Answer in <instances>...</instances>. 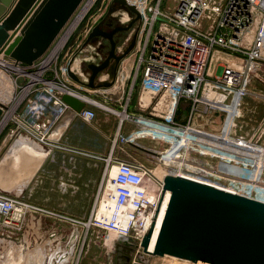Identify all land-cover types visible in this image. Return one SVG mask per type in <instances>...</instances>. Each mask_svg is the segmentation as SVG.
Segmentation results:
<instances>
[{
	"label": "built area",
	"instance_id": "obj_1",
	"mask_svg": "<svg viewBox=\"0 0 264 264\" xmlns=\"http://www.w3.org/2000/svg\"><path fill=\"white\" fill-rule=\"evenodd\" d=\"M127 1L140 11L142 8L141 12L145 17L136 44L140 51L138 66H143L142 88L155 94L170 93L178 99H188L192 103L190 119L184 125L176 124L171 116L166 123L144 118H131V121L150 135L155 133L170 135L174 140L173 148L175 150L184 148V155L191 153L214 155L218 152L232 155L243 152L242 147L232 149L231 144H226L225 137L233 131L234 122L241 115L243 100L252 95V85L258 79L260 68L264 65V0H171L169 5L171 12L166 9L164 0H154L155 4L153 0ZM143 15L141 14V17ZM128 16L130 15L127 14L126 17ZM204 16L210 19L208 28L203 23ZM90 28L86 31L83 41ZM62 36L35 64L38 65L37 71L48 61ZM131 39L132 37L127 39L126 46ZM79 47L73 52V56ZM214 53L230 54L239 61L228 63L217 60L219 71L209 75ZM53 61L51 60L46 68ZM69 62L60 68L62 78L69 77L68 70L66 71ZM37 71H30V74H36ZM44 71L40 78L56 84L57 89H49L46 83L41 81L32 83V77L27 75L30 80L26 86L32 84L29 91L22 96L14 115L22 118L26 124H35L41 116H45L50 119L46 121L49 129V126H52L68 109L59 95L75 94L70 86L64 83L67 82L66 79L64 82L59 80L57 71L55 79H46ZM38 83H43L47 87V95L30 98ZM203 91L206 93L215 91L218 98L209 99ZM22 102L24 104L27 102L25 110L18 114L16 110ZM199 104L205 106V115L223 114V125L217 133L223 141L219 144H214L215 132L196 127L194 124L193 116L198 111ZM78 116L90 121L95 118V112L84 108ZM47 125L41 128L38 124L36 126L38 130L39 128L43 130L35 135L38 144H45L48 141ZM182 165L185 169L181 170H185L189 175H178L237 194L233 186L225 188L210 183L211 174L196 168L195 160L187 159ZM148 175L149 171L143 164L110 156L106 160L104 179L96 195L89 224H86L87 228L89 225L96 226L122 240H132L141 248V242L151 228L163 192L162 181L161 184L158 183V192L151 189L146 183ZM211 180L214 181L212 178ZM17 204L14 199L0 194V215L16 209Z\"/></svg>",
	"mask_w": 264,
	"mask_h": 264
},
{
	"label": "rangeland",
	"instance_id": "obj_2",
	"mask_svg": "<svg viewBox=\"0 0 264 264\" xmlns=\"http://www.w3.org/2000/svg\"><path fill=\"white\" fill-rule=\"evenodd\" d=\"M87 1L82 4L79 11ZM111 1L95 0L93 2L77 27L67 36L64 46L57 55L58 58L45 69L46 79H55V71H57L60 81L64 82L66 79L67 82H64L66 85L67 83L75 84L71 78L68 80L69 77L62 78L60 73V68L72 60L69 62L71 67L68 70L75 73L83 81L82 83H88L90 71L87 70V64L101 62L109 52L110 44L106 39L99 37L93 43L83 46L81 43L86 31L101 15L107 18L103 24L106 28L114 26L125 28L134 19L132 13H128L117 3L110 4ZM155 2L153 0V4ZM164 4L171 12L172 9L169 6L171 0H164ZM127 14L130 16L126 17ZM143 20H145L144 15L142 24L137 22V26L123 32L125 34L119 33L117 41L121 43L126 38L132 37L131 34L135 33V29H138L139 34L143 28ZM203 23L208 28L210 19L204 16ZM77 47L79 49L73 56ZM121 51L120 45L117 44L116 52ZM218 55V57L212 55V62L217 63L216 60H220L221 57L235 58L226 53H218ZM37 69L38 65L30 71L35 72ZM7 71L8 74L3 72L4 74L2 73L0 77V95L3 94L0 96V101L10 106L14 102H20V94L26 89L30 78L11 69ZM95 83L98 84L97 79ZM83 88L88 90L84 86ZM252 89V95L243 100L241 115L236 118L233 131L225 137L226 144H231L232 149L242 147L243 152L232 155L220 152L214 155L199 153L184 155V148L177 150L173 148L174 140L170 135L155 133L152 134L155 147L153 151L160 156L139 151L138 154H131L133 159L143 164L153 176L154 174L189 175L183 170L185 167L180 164H184L187 159L195 160L196 168L211 174L210 183L225 186V188L233 186L238 195L264 203V65L261 66L258 79L254 81ZM47 92V87L43 83H38L30 98L36 95L45 96ZM26 103L20 104L16 110L18 114L25 110ZM245 118H249L253 128L250 137L242 138L239 133H234V130L237 127L236 124ZM49 120L41 116L35 124H26L22 118L14 115L0 133V175L3 173L2 176L10 178V180L0 179V194L18 203L16 209L8 214L0 215V264H184L173 260L171 256L157 257L145 254L136 243L126 244L124 240L96 226L89 225L87 228L86 224H89L96 197L93 202H77L81 187L76 188L77 181L73 183L69 177L66 181L64 170L56 172L53 168L50 171V168L45 166L43 171L41 169H37L35 173L31 171L29 155H32L33 151L38 152L52 146L50 132L54 123L48 129L46 121ZM37 124L40 128L47 125V135L49 134L46 135L47 143L39 144L40 146L37 144L38 138L35 135L43 130L40 128L38 130ZM218 132L220 130L215 131L214 144L223 141ZM20 153H25L23 159L26 160L17 165L16 155L20 158ZM179 165L183 168L182 170ZM151 175L146 177V183L158 192V183ZM72 192H78L79 195L74 196Z\"/></svg>",
	"mask_w": 264,
	"mask_h": 264
},
{
	"label": "water",
	"instance_id": "obj_3",
	"mask_svg": "<svg viewBox=\"0 0 264 264\" xmlns=\"http://www.w3.org/2000/svg\"><path fill=\"white\" fill-rule=\"evenodd\" d=\"M85 1L0 0V61L11 64L9 69L12 71L18 72V68L20 72L31 73L30 69L62 36ZM114 3L132 13L134 19L125 28L106 31L102 24L107 18L101 15L82 45L93 43L100 37L109 42V52L101 62L87 64L90 71L88 83H82L68 70L71 80L88 90L112 87L118 78L120 63L132 53L138 42V29H135L128 45L116 52L115 35L129 31L137 22L141 23L142 17L127 0H112L110 4ZM112 61L111 80L96 85L98 74L108 69ZM59 97L75 115L87 105L86 101L69 93H62ZM8 111L9 106L0 101V125ZM133 146L160 156L153 150ZM162 186L151 228L141 242L145 254L171 256L193 263L264 264L263 202L180 175H165ZM124 241L133 244L132 240Z\"/></svg>",
	"mask_w": 264,
	"mask_h": 264
},
{
	"label": "crops",
	"instance_id": "obj_4",
	"mask_svg": "<svg viewBox=\"0 0 264 264\" xmlns=\"http://www.w3.org/2000/svg\"><path fill=\"white\" fill-rule=\"evenodd\" d=\"M127 39L121 43L117 42L122 50L126 46ZM214 56L218 57L219 55L215 53ZM139 57V48L135 47L132 53L120 63L118 78L114 85L108 89L89 91L68 83L75 96L87 102L85 108L95 112V118L85 121L69 108L66 109L53 124L50 132L52 146L48 149L38 150V152L33 151L32 155H29V164L31 163V171L34 173L37 169L43 171L47 166L50 171L53 168L56 172L64 170L66 181L68 177L72 179L73 183L77 181L75 187H81L77 202H93L104 179L106 160L110 156L114 159L137 162L131 154H138L142 150L133 144L146 149H155L152 135L138 127L131 121V118H144L166 123L171 116L176 124L181 125L186 124L190 119L192 111L190 100L178 99L170 93L155 94L142 88L143 66H138ZM220 61L230 63L239 60L221 57ZM69 65L71 67V63ZM113 65L114 61L111 62L108 69L98 74L96 78L98 84L110 81ZM218 71L217 63L212 62L211 58L209 75ZM203 94L209 99L218 98L215 91L207 93L203 91ZM87 98L92 100L91 103ZM197 109L198 111L193 116L196 127L213 132L221 130L223 114L205 115L203 104H199ZM236 126L234 133H239L242 138L243 136L250 137L253 125L249 118L239 121ZM24 155L25 153H22V159L20 156L15 160L17 165H20L21 161L25 162ZM2 174L0 175L1 180H10L9 177L5 178L6 176H2ZM71 194L79 195L78 192Z\"/></svg>",
	"mask_w": 264,
	"mask_h": 264
},
{
	"label": "bare ground",
	"instance_id": "obj_5",
	"mask_svg": "<svg viewBox=\"0 0 264 264\" xmlns=\"http://www.w3.org/2000/svg\"><path fill=\"white\" fill-rule=\"evenodd\" d=\"M95 0H88L85 5L83 6V8L78 12L75 20L71 23V25L69 26V28L67 29L66 31V35L64 34L61 38V40L59 41L58 45L55 47V49L53 50L52 54L50 55L48 61L46 63H44L41 68L37 71L36 74H30V73H24V72H20V70L17 68L19 74H22V75H29L32 77V83H34L35 81H41V82H44L46 83L47 87L49 89H57V86L56 84L52 83L51 81H46V80H42L40 78V74L44 71V69L47 67V64L51 62V60H55L56 59V56L59 52V50L61 49V47L64 45V41L66 40L67 36L70 34V32L75 29L77 27V25L79 24V22L81 21V19L85 16V14L87 13V11L89 10L90 6L93 4ZM104 29V28H103ZM1 65H0V77L1 75H3L4 73L8 74V71L7 69H9L11 66V64L9 63H5V61L1 60L0 61ZM70 67L69 63L67 64L66 66V71L68 70V68ZM2 70V71H1ZM4 72V73H3ZM3 73V74H2ZM69 76V75H68ZM4 80V79H3ZM1 81V80H0ZM8 81V80H7ZM6 82V81H5ZM30 83L28 86H26V89L23 91V93L20 95V98H19V101L21 100V97L30 89V86L31 84ZM58 89H60L58 87ZM2 92V91H1ZM2 94V93H1ZM7 94V93H6ZM3 95V94H2ZM0 95V96H2ZM1 98V97H0ZM3 98V97H2ZM7 98V97H6ZM8 99V98H7ZM85 99V98H84ZM3 100V99H1ZM5 100V99H4ZM86 100V99H85ZM88 101H90L89 103H91L92 100L88 99ZM11 101V100H10ZM3 103V102H2ZM93 103V102H92ZM8 104V103H7ZM19 104V102H14L13 104H11L9 106V112L7 114V116L5 117L4 121L2 122V124L0 125V131L5 127L6 123L12 118V116H14V113H15V109L17 107V105ZM9 105V104H8ZM15 149V148H14ZM13 149V150H14ZM21 152V151H20ZM21 154V153H20ZM19 154V155H20ZM16 159L18 158V155H16ZM177 157V156H176ZM175 157V158H176ZM183 163H181L180 165H182ZM179 165V166H180ZM180 169H181V166H180ZM149 175H151L149 173ZM167 175V174H166ZM165 175L164 174H154L151 175L152 178H154V180L161 184V181L163 179ZM181 176V175H180ZM185 177V176H184ZM173 260L175 259L176 261H179V262H182L184 264H207V263H203V262H196V263H193V262H190V261H187V260H184V259H179V258H175V257H171ZM178 262V263H179Z\"/></svg>",
	"mask_w": 264,
	"mask_h": 264
},
{
	"label": "flooded vegetation",
	"instance_id": "obj_6",
	"mask_svg": "<svg viewBox=\"0 0 264 264\" xmlns=\"http://www.w3.org/2000/svg\"><path fill=\"white\" fill-rule=\"evenodd\" d=\"M105 21H106V20H105ZM105 21H104V22H105ZM103 24H104V23H103ZM103 24H102V26H103ZM103 27H104V26H103ZM115 27H116V26H114V27H112V28H106V27H104V29L110 31V30L114 29ZM119 33H123V32H119ZM119 33H117V34H119ZM117 34H116L115 37H114V39H115V41H116V46H117V44H118V43H117V42H118V41H117Z\"/></svg>",
	"mask_w": 264,
	"mask_h": 264
}]
</instances>
